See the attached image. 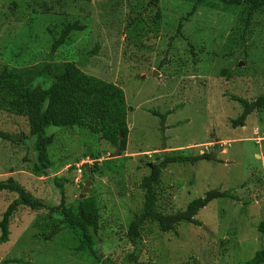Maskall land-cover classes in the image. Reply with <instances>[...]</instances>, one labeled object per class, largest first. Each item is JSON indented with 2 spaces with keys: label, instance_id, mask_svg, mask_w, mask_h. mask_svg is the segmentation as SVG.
I'll use <instances>...</instances> for the list:
<instances>
[{
  "label": "rangeland",
  "instance_id": "rangeland-1",
  "mask_svg": "<svg viewBox=\"0 0 264 264\" xmlns=\"http://www.w3.org/2000/svg\"><path fill=\"white\" fill-rule=\"evenodd\" d=\"M61 1L60 5L48 4L49 13L39 14L36 0L32 7L38 14L26 11L21 18L10 12L1 16L0 70L9 65L22 70L25 79L32 78L34 85H41L34 75L48 57L55 66L66 62L79 64L87 52L96 48L95 55L80 68L123 91L129 108L127 144L121 151L84 130H56L48 149L56 175L72 180L63 186L64 206L75 207L77 197L89 182L85 195L94 196L100 213L94 235L99 238L97 256L76 252L77 240L72 239L74 236L68 230L49 241L42 239L40 234L47 230L41 231V224L57 223L60 215H50L47 209L18 207L10 223L8 241L0 243V264H101L97 262L100 254L101 262L110 259L120 264L132 250L127 239L128 226L132 212L142 211L145 191L141 183L153 164H160L164 156L203 152L213 153L215 161L169 164L161 170L154 210L160 214L185 210L191 200L203 197L211 189L229 190L236 199L210 201L195 216L201 225L182 222L175 227L176 235L159 232L154 223L147 224L149 234H145L147 228L142 231L144 244L139 261L244 264L257 251L264 250V234L257 229L264 220V110L251 113L243 127L232 124L243 108L233 97L252 102L264 93L262 18L254 17L252 28L245 33L246 54L237 45L233 55L215 60L211 57L213 52L219 55L221 51H231L226 45L233 29L238 40L240 33L244 34L236 24L239 10L229 8L220 12L200 7L187 17L173 52L165 56L169 38L175 35L181 16L190 13L195 0H158L162 32L156 42L146 43L154 50L144 52L135 51L132 46L126 49L125 42L126 13L129 4L136 5L139 0ZM153 14L154 11L149 12ZM74 21L82 30L74 31L64 45L51 53L55 31L62 23ZM257 27L260 28L255 30ZM219 47L224 48L218 50ZM164 57L162 69L156 70ZM221 69L232 72L229 80L221 76ZM49 84L46 81L41 86L46 88ZM153 112L172 113L162 124ZM0 130L11 134L29 132L25 118L1 109ZM28 150L24 143L0 140V181L11 176L37 199L49 205L59 204L60 195L53 192L51 181L32 174ZM88 151L99 155V167L109 162L113 172L102 170L103 174H93V181H85L82 166L89 168L94 164L91 158L83 157ZM16 197L13 193H0V219ZM37 220L40 223L34 226Z\"/></svg>",
  "mask_w": 264,
  "mask_h": 264
},
{
  "label": "trees",
  "instance_id": "trees-1",
  "mask_svg": "<svg viewBox=\"0 0 264 264\" xmlns=\"http://www.w3.org/2000/svg\"><path fill=\"white\" fill-rule=\"evenodd\" d=\"M77 1V0H72ZM89 1V0H86ZM63 1L53 0H37L39 14L49 13L48 4L60 5ZM36 0H27V2L19 3L18 0H0V20L1 16L8 12L20 17L26 11L28 14H38L34 11L33 5L37 4ZM200 7H206L211 11H228L229 8L239 10L237 27L242 30L241 39H237L235 32L232 30L227 41V48L231 51L227 53L211 54L215 60L223 57H230L235 51V47L242 46L244 54L247 53L248 46L246 42V32L253 26V18L260 16L264 22V0H195L189 14L185 13L181 16L175 35L171 36L167 42V51L165 56L173 52L174 42L182 36L181 28L186 23L191 14ZM154 11L153 16L149 12ZM125 17L124 30L126 33L127 43L126 49L131 46L138 52L153 51L151 45H146L150 40L158 39L159 33L162 32V12L158 9V0H139L136 5L129 4L128 13ZM21 18V17H20ZM23 20V19H22ZM22 20H18L21 22ZM6 21V20H3ZM120 22V21H119ZM260 27L255 28L258 30ZM82 30L77 21L64 22L60 28L54 33L56 39L51 46V53L67 42V39L74 31ZM253 30V29H252ZM250 31L251 34L253 31ZM151 36V37H150ZM238 36V35H237ZM162 39V38H160ZM241 40L242 45L238 44ZM162 42V40L160 41ZM160 42L156 45L158 50ZM224 47H219L218 50ZM125 49V52H126ZM194 55V51L190 50ZM96 48L81 59L79 64L66 62L63 65L52 63L51 57L42 65L35 73V79L41 81V85L50 82L49 86L42 88L41 85H34V80L26 78L22 70L9 65L3 66L0 70V109L6 110L10 114L20 116L26 119L29 129L28 135L24 133L11 134L0 130V140L12 143H24L28 150L27 160L32 163L31 172L37 177H46L53 185V192L60 195V202L57 205H49L45 201L37 199L30 193H27L15 180L9 176L7 179L0 181V193L9 192L17 197L5 209L0 219V243L8 241L10 235V223L13 215L18 207H26L32 211L50 210V215H60L61 219L57 223H49L44 221L40 228V236L44 241H49L54 237L65 235L70 231L77 240L74 246L76 252H88L90 255L98 254L96 249L97 239L94 235L99 228L100 213L97 201L94 196L85 195L84 198L77 197V205L75 207L64 206L63 186L72 182L71 178L58 177L56 169L49 160L48 149L53 142L56 130L66 131H87L96 135L99 139L107 142L115 148L125 150L127 144L128 125L127 114L129 108L126 105L123 91L116 84L104 81L97 77L87 75L81 71V66L87 58L95 55ZM161 54V52H159ZM158 53V56H160ZM124 55V53H123ZM130 56V55H129ZM132 57V55L130 56ZM166 60L158 61L156 70H161ZM194 60V57H193ZM221 76L226 80L231 78L232 72L229 69H221ZM47 76L44 80L43 76ZM38 76V77H37ZM242 105L240 116L232 121L233 127H243L245 120L253 112H262L264 110V93L249 102L241 98L233 97ZM168 113L158 114L161 123L164 124ZM30 151V152H29ZM85 158L94 160V164L88 168V165L82 166V177L85 181H93V174H103L102 170L112 171L109 168V162L98 166V154L90 151L83 155ZM216 156L212 153H202L197 155H172L164 156L160 164H153L150 174L144 177L141 188L145 191V201L142 211L139 213L132 212V220L128 226V244L130 252L123 257L124 260L120 264L126 262L130 264H150L139 261V257L143 247L142 231L147 228V224L154 223L159 232H172L177 234L175 227L180 223H190L200 226L201 223L195 219V216L210 201L214 199L225 198L228 200L236 199L235 195L228 191H220L219 189H211L204 193L203 197L191 200L185 210L178 211L174 214H160L154 210L157 201V184L159 181L161 170L165 169L169 164H190L194 165L199 161H215ZM110 161V160H109ZM108 163V164H107ZM74 167L71 168V170ZM89 172H87L88 170ZM91 171V172H90ZM53 174V177H49ZM49 215V216H50ZM40 220L35 222L38 225ZM258 232L264 234V220L258 225ZM146 236L149 234L147 228ZM95 256V257H96ZM101 254L97 257V262L101 264H115L110 259L101 262ZM11 262V261H10ZM18 262V261H12ZM264 263V250L257 251L253 258L244 264H262Z\"/></svg>",
  "mask_w": 264,
  "mask_h": 264
},
{
  "label": "water",
  "instance_id": "water-1",
  "mask_svg": "<svg viewBox=\"0 0 264 264\" xmlns=\"http://www.w3.org/2000/svg\"><path fill=\"white\" fill-rule=\"evenodd\" d=\"M240 64L242 65V62H240ZM238 66H240V65H238ZM156 73H158V72H156ZM117 150H119V149H117ZM116 152H118V151H116ZM88 184H89V182H87L86 183V187L83 190H81L80 198H83L84 197V195H85V193L87 191Z\"/></svg>",
  "mask_w": 264,
  "mask_h": 264
},
{
  "label": "clouds",
  "instance_id": "clouds-1",
  "mask_svg": "<svg viewBox=\"0 0 264 264\" xmlns=\"http://www.w3.org/2000/svg\"><path fill=\"white\" fill-rule=\"evenodd\" d=\"M202 154V153H201ZM85 196V195H84Z\"/></svg>",
  "mask_w": 264,
  "mask_h": 264
}]
</instances>
